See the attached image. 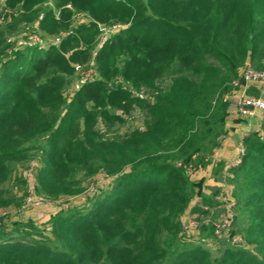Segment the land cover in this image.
Here are the masks:
<instances>
[{"label":"trees","instance_id":"1","mask_svg":"<svg viewBox=\"0 0 264 264\" xmlns=\"http://www.w3.org/2000/svg\"><path fill=\"white\" fill-rule=\"evenodd\" d=\"M4 6L18 12L13 26L33 23V31L57 40L44 51L29 47L26 65L23 50L0 34V209L9 204L3 196L13 166L31 159L37 143L38 184L52 200L82 194L80 176L115 179L85 207L61 209L50 221L51 238L28 240L0 229V264H264V138L256 133L245 140L232 193L246 226L241 233L255 251L241 244L213 258L184 241L179 223L197 186L187 169L203 166L218 147L232 83L247 62L264 70V0H5ZM78 13L89 22L75 26ZM97 24L126 29L97 51L99 78L68 100L66 78L72 64L90 57L80 48L94 42ZM117 76L125 84L111 86ZM127 83L151 92L146 101H132L146 112L145 124L107 137L98 117L122 122L107 107L129 112Z\"/></svg>","mask_w":264,"mask_h":264},{"label":"rangeland","instance_id":"2","mask_svg":"<svg viewBox=\"0 0 264 264\" xmlns=\"http://www.w3.org/2000/svg\"><path fill=\"white\" fill-rule=\"evenodd\" d=\"M5 0H0V34L6 39L16 42V47L23 50V58L27 56L26 65H28V56L32 52L28 48L38 47L41 51L48 49L49 46L56 45V38L45 34L37 29L32 30L33 23L29 25L16 24L18 12L15 10H6ZM11 13V16L6 13ZM9 15V16H8ZM83 20V21H82ZM90 17L85 13H78L74 19L77 23H88ZM14 27V28H11ZM97 35L93 43L82 44V51L88 49L90 57L82 65H73V70L67 76L69 81L65 89V97L70 100L75 92L83 83L99 78L95 56L100 47L113 35L119 34L126 26L120 24L100 25L97 24ZM11 28V29H10ZM28 28V30H25ZM250 67L257 72H263L256 69L250 63H245L243 71L239 78L232 83V91L227 95L231 106L226 118L225 132L218 137V147L214 150L212 158L205 160V166L188 167L189 177L197 183L196 190L190 202L189 208L179 218L182 228L184 241L200 244L208 250L212 257H216L219 252L227 247L239 246L244 244L246 247L255 251V246L250 244L241 233L245 229L243 215L233 198L235 183H233L234 170L244 163L245 155L241 158V151L246 153L245 140L253 133L264 138L262 123L264 122V111H257L253 116L243 115L239 110L240 98L242 96L264 101V79L255 81H244L246 68ZM169 81L161 82V86H166ZM125 84L121 76L115 77L110 83ZM131 102L127 110L122 108L107 107L111 114H115L122 119L106 121L103 117H98L97 128L107 137L116 135H125L138 128H142L147 118L146 112L132 102L139 98L145 101L151 97L150 90L143 88L137 89L127 83L125 85ZM229 150L227 156H222V152ZM41 144L37 143L32 152V157L26 162L15 164L11 171V176L5 184L4 198L9 203L5 208L0 209V229L14 232L15 235L23 234L28 240L41 237L51 238L50 221L61 211L72 207L82 208L88 204V199L99 194L112 185L115 178H108L102 173H97L91 178L84 179L80 176L82 187L85 189L82 194L74 196H61L58 200L50 199L42 192L37 175L42 168ZM241 161V162H240ZM211 202V205L203 204L204 201ZM21 206H19V204ZM240 214V215H239ZM218 229V233L214 231ZM216 238L223 241L222 245L215 242L211 233ZM210 233V234H209ZM218 234V235H217ZM220 234V235H219ZM226 244V245H225Z\"/></svg>","mask_w":264,"mask_h":264},{"label":"built area","instance_id":"3","mask_svg":"<svg viewBox=\"0 0 264 264\" xmlns=\"http://www.w3.org/2000/svg\"><path fill=\"white\" fill-rule=\"evenodd\" d=\"M243 78H244V81H246V83L248 81L263 80L264 79V71L263 72H257L255 70H253L252 68L247 67ZM239 110L243 115L249 114V115L253 116L257 111H264V101L261 99H253V98L242 96V98H240ZM244 155H245V151L242 150L241 151V158ZM214 232L218 233L219 231L217 229Z\"/></svg>","mask_w":264,"mask_h":264},{"label":"crops","instance_id":"4","mask_svg":"<svg viewBox=\"0 0 264 264\" xmlns=\"http://www.w3.org/2000/svg\"><path fill=\"white\" fill-rule=\"evenodd\" d=\"M226 150H227V149H226ZM228 153H229V150H227L226 152H224V151H223V152H222V156H224V157H225V156H227V155H228Z\"/></svg>","mask_w":264,"mask_h":264}]
</instances>
